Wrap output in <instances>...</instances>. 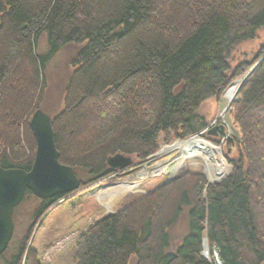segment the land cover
I'll return each instance as SVG.
<instances>
[{"label":"trees","instance_id":"trees-1","mask_svg":"<svg viewBox=\"0 0 264 264\" xmlns=\"http://www.w3.org/2000/svg\"><path fill=\"white\" fill-rule=\"evenodd\" d=\"M263 27L264 0H0L2 169L30 170L27 120L38 109L40 69L67 44L82 47L52 119L53 140L60 164L93 179L113 173L112 156L155 154L160 134L175 142L198 134L206 126L199 105L253 68L233 105L245 166L238 156L216 185L187 173L102 218L79 238L78 264H128L130 256L135 264H208L204 236L222 264H264V45L232 65L238 45L257 44ZM42 33L48 50L38 55ZM180 214L187 234L168 252L166 231ZM22 253L7 264H20Z\"/></svg>","mask_w":264,"mask_h":264},{"label":"rangeland","instance_id":"rangeland-1","mask_svg":"<svg viewBox=\"0 0 264 264\" xmlns=\"http://www.w3.org/2000/svg\"><path fill=\"white\" fill-rule=\"evenodd\" d=\"M255 39L257 44L245 42L238 45L234 54H232L234 58L232 65L253 54L255 45H264V27L256 33ZM81 47L74 43L63 46L46 62L44 68L40 69L39 78L42 87L41 91L37 92L34 103L36 102L38 105L37 110H40L51 119V126L52 119L63 110L64 95L74 69L72 62ZM34 49L38 55L47 52V35L45 33L39 35ZM252 69L233 80L219 99L210 98L199 105L197 114L206 126L198 134L176 142L173 141L172 135L165 141L164 136L160 134L157 138L159 149L155 154L142 161L136 160L134 156H123L130 158V164L124 168L111 169L106 162L108 169L113 173L101 179H93L87 170L78 169L75 172L72 170L80 182L78 189L68 194H62L65 197L46 210L42 206L47 200L36 198L31 193H25L21 203L13 209L12 235L6 250L0 256V264H7L14 255L21 251L23 253L20 256V264H78L76 246L79 238L85 235L102 218L129 208L134 203L187 173L201 175L207 185H216L214 182H208L202 173L201 166L187 167L186 170L176 172L172 178H168L165 172L154 173L159 167L170 165L178 157V146L192 138L202 140L213 148L219 149L225 165L230 169L229 177L232 174L231 161L236 160L238 156L242 157L245 166L243 149L239 146L240 134L233 123V105L237 100L240 85ZM231 87L235 88V94L229 101L226 93ZM178 90L179 88H176L174 93ZM35 111L32 112V115ZM32 115L27 120L28 127ZM212 126L222 129V134L218 136L219 138H216L218 142H213L212 139L215 137L208 135V132L213 129ZM24 135L21 129L22 147L28 156L30 150L23 143ZM31 139H33L32 133ZM227 140H230L232 144L226 146ZM33 147L34 157L35 142ZM227 149H229L228 152ZM121 189H127L128 191L123 194L111 211L105 212V208L99 199L106 198L111 193ZM166 233L169 240V247L166 251L173 252L181 239L187 234V223L183 214L177 217ZM204 240L206 239H202L201 251L204 245H208ZM209 249L211 248L209 247ZM28 252L32 254L30 262L26 260ZM205 261L208 264L210 263L207 260ZM135 262V256H130L128 264H135Z\"/></svg>","mask_w":264,"mask_h":264},{"label":"water","instance_id":"water-1","mask_svg":"<svg viewBox=\"0 0 264 264\" xmlns=\"http://www.w3.org/2000/svg\"><path fill=\"white\" fill-rule=\"evenodd\" d=\"M29 129L35 142L30 170L25 172L0 168V256L12 235L13 209L21 203L26 192L41 200H49L57 195L71 193L80 185L72 169L58 162L51 119L36 110L29 121ZM129 164L130 158L122 155L107 160L111 169L124 168Z\"/></svg>","mask_w":264,"mask_h":264},{"label":"bare ground","instance_id":"bare-ground-1","mask_svg":"<svg viewBox=\"0 0 264 264\" xmlns=\"http://www.w3.org/2000/svg\"><path fill=\"white\" fill-rule=\"evenodd\" d=\"M234 94L235 88L231 87L226 93L227 99L230 101L233 98ZM178 152V157L174 159L170 165L159 167L155 170L154 173L160 174L165 172L168 178H172L176 172L186 170L187 167L201 166L202 173L205 175L208 182L212 183H220L230 175V169L225 165L220 155L219 149L213 148L211 145L203 142L202 140L192 138L179 145ZM127 191V189L117 190L111 193L108 197L99 199L101 204L105 208V212L111 211L118 200ZM203 238L205 239V236ZM206 246L209 248L208 245ZM206 246L205 248H207ZM212 249L213 248H211L210 250Z\"/></svg>","mask_w":264,"mask_h":264},{"label":"built area","instance_id":"built-area-1","mask_svg":"<svg viewBox=\"0 0 264 264\" xmlns=\"http://www.w3.org/2000/svg\"><path fill=\"white\" fill-rule=\"evenodd\" d=\"M206 245H204V248L202 250L201 256L210 262L209 264H222L218 258L217 252L215 249L210 250Z\"/></svg>","mask_w":264,"mask_h":264},{"label":"flooded vegetation","instance_id":"flooded-vegetation-1","mask_svg":"<svg viewBox=\"0 0 264 264\" xmlns=\"http://www.w3.org/2000/svg\"><path fill=\"white\" fill-rule=\"evenodd\" d=\"M214 126H212L213 129L210 131V133L208 135H212L215 137L212 139L213 142H216V141L218 142V139H216V138L222 134V132H221L222 129L220 127H214ZM229 144H232V142L230 140H227L226 146H228ZM228 151H229V149H227V152Z\"/></svg>","mask_w":264,"mask_h":264}]
</instances>
